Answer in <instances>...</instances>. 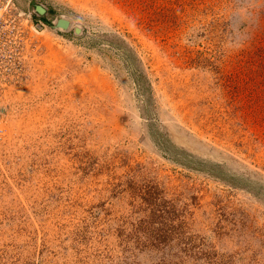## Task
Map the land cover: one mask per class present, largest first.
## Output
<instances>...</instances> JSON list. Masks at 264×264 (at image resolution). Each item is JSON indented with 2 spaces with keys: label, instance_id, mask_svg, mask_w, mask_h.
I'll use <instances>...</instances> for the list:
<instances>
[{
  "label": "rangeland",
  "instance_id": "obj_1",
  "mask_svg": "<svg viewBox=\"0 0 264 264\" xmlns=\"http://www.w3.org/2000/svg\"><path fill=\"white\" fill-rule=\"evenodd\" d=\"M0 264H264V0H0Z\"/></svg>",
  "mask_w": 264,
  "mask_h": 264
},
{
  "label": "water",
  "instance_id": "obj_2",
  "mask_svg": "<svg viewBox=\"0 0 264 264\" xmlns=\"http://www.w3.org/2000/svg\"><path fill=\"white\" fill-rule=\"evenodd\" d=\"M37 10H38V12L41 13V14L46 13V9H44V8L41 7V6H37ZM70 25H71V21L68 20V19H60V20L58 21V24H57V26H58L59 28H62V29H69V28H70Z\"/></svg>",
  "mask_w": 264,
  "mask_h": 264
}]
</instances>
